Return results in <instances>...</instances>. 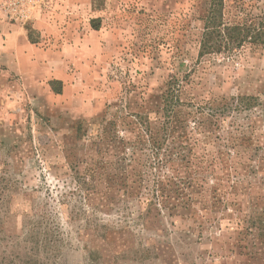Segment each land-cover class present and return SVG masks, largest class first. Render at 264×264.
<instances>
[{"label":"rangeland","instance_id":"1","mask_svg":"<svg viewBox=\"0 0 264 264\" xmlns=\"http://www.w3.org/2000/svg\"><path fill=\"white\" fill-rule=\"evenodd\" d=\"M226 4L242 16L264 9V0ZM206 7L40 0L26 22L0 12V50L15 24L31 43L23 72L0 51V264H264V48L200 59ZM171 80L178 119L193 127L195 111L199 153L219 155L224 177L152 204V187H121L120 168L112 186L110 163L125 165L120 140L136 132V116H123L145 115L158 130ZM238 149L249 162L229 178L220 152ZM97 160L104 168L79 182Z\"/></svg>","mask_w":264,"mask_h":264},{"label":"trees","instance_id":"2","mask_svg":"<svg viewBox=\"0 0 264 264\" xmlns=\"http://www.w3.org/2000/svg\"><path fill=\"white\" fill-rule=\"evenodd\" d=\"M260 11V14L247 13L242 16L234 14L232 7L228 10L226 0H207L198 57L201 59L206 55H222L228 58H241L249 51L256 52L263 49L264 9ZM94 27L98 28L99 25L94 24ZM54 82L52 81V84ZM178 86L179 83L176 80L169 82L168 90L163 96L162 119L157 131L151 129L148 124L150 118L145 115L133 113L122 117L125 124L129 117L136 116L137 126L132 125V129L136 132L134 137H123L120 140L123 153L121 161L125 165L114 161L110 163L111 169L115 170L112 172V186L115 185V178L118 177L116 170L120 168L119 171L123 173L119 176L122 181L121 187H126V190L128 187H152L154 198H156L152 204L159 202L162 198L167 199L169 191L182 193L181 187L183 189L184 187H206L211 178H214L211 182L219 187L220 180L222 181L224 177L217 172L216 161L220 159L219 155L211 152L199 153L202 139L198 135L201 134L203 123L196 120L199 117L194 115L195 111L190 112V116L196 118L193 127L190 125L191 119H178L177 104L181 102ZM54 90L61 93V89ZM252 98H248L251 102L245 105L246 108L256 105L254 104L256 101ZM202 108L204 107H199L200 110ZM227 108L226 103L209 106L208 114L214 117L225 112ZM197 112H199L198 109ZM238 139L241 138L235 137L228 145L234 144L236 148L235 142ZM241 144L243 145V142ZM229 152V159L223 158L222 152L220 155L226 164V167L223 166L221 169H224L226 176L230 178L240 174L249 159L246 158L245 153L239 152V149ZM104 164L105 162L97 160L92 163L87 172L82 175L79 173L76 177L79 182L83 179L86 183L85 180L96 176L98 170L104 168ZM216 182H219L218 185ZM173 187H176V190ZM230 205L235 209L239 207L233 201Z\"/></svg>","mask_w":264,"mask_h":264},{"label":"crops","instance_id":"3","mask_svg":"<svg viewBox=\"0 0 264 264\" xmlns=\"http://www.w3.org/2000/svg\"><path fill=\"white\" fill-rule=\"evenodd\" d=\"M9 29L12 30L11 27ZM24 30L26 31V29L21 27L20 24H15V26H13L14 32L12 31L7 38L9 42L7 41L6 46H3L5 49L0 50L4 53L5 58H8L10 62H13V69L19 72L26 71V67L23 65L25 62L24 60H26L25 49L30 48L31 44L28 36L25 35ZM17 63L20 64V66H18ZM52 77L54 79H63V77L57 75L55 71H53Z\"/></svg>","mask_w":264,"mask_h":264},{"label":"built area","instance_id":"4","mask_svg":"<svg viewBox=\"0 0 264 264\" xmlns=\"http://www.w3.org/2000/svg\"><path fill=\"white\" fill-rule=\"evenodd\" d=\"M39 3L40 0H0V12L14 21L26 22Z\"/></svg>","mask_w":264,"mask_h":264}]
</instances>
